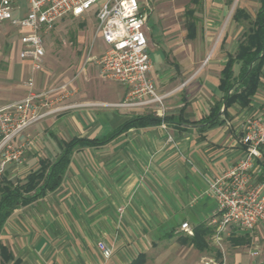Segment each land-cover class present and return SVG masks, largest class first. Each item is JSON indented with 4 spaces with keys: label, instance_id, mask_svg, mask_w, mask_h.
<instances>
[{
    "label": "crops",
    "instance_id": "1",
    "mask_svg": "<svg viewBox=\"0 0 264 264\" xmlns=\"http://www.w3.org/2000/svg\"><path fill=\"white\" fill-rule=\"evenodd\" d=\"M258 1L254 18L246 9L236 7L232 20L250 22L249 31L262 6V0ZM19 2L22 9L16 10L15 16L27 10L26 1ZM147 2L153 4V0ZM200 2L193 1L195 5ZM239 11L250 18L238 15ZM185 15L187 38L198 40L192 67L173 58L174 44L167 43L156 21L160 43L155 42L149 27L152 11L146 24L149 52L154 45L160 52L158 65L152 59L151 75L159 91L169 94L166 103L172 122L138 125L99 144L137 116L153 113L107 105L121 101L126 88L102 80L96 61L88 64L86 54L91 45L95 57L106 49L103 40L94 35L85 46L80 72L62 83L71 90L64 104L85 105L48 116L15 139V148H25L24 161L7 165L0 188L25 182L43 164H54L72 140L97 143L75 146L61 185L14 209L0 231V264H264L263 224L253 230L233 224L222 234L221 244L216 243L217 206L208 193L211 181L245 157L243 126L263 107L264 65L250 103L236 101L227 107L220 79L248 31L226 49L225 26L215 40L211 37L214 22L200 26L195 8ZM236 15L241 16L239 20ZM13 29L16 34L11 46L4 47L0 39V108L27 96L30 77L38 92L56 86L45 69L33 71L30 61L20 58V31ZM209 54L207 68L190 78V70H196ZM240 65L234 64L235 75ZM214 112H219L221 121L209 125L205 120ZM263 161L258 160L250 171L254 184L264 183ZM184 222L194 233L196 229L202 233L198 236L200 246L193 243L194 235L181 230ZM99 242L111 250L110 257L104 256ZM249 246L260 254L252 256L246 249ZM1 247L12 256L6 263H2Z\"/></svg>",
    "mask_w": 264,
    "mask_h": 264
},
{
    "label": "built area",
    "instance_id": "2",
    "mask_svg": "<svg viewBox=\"0 0 264 264\" xmlns=\"http://www.w3.org/2000/svg\"><path fill=\"white\" fill-rule=\"evenodd\" d=\"M27 10H21L19 0H0V29L9 24L20 31V58L30 61L33 71L44 69L45 36L66 17L96 21L95 37H100L106 49L99 56L89 49V60L95 59L100 76L126 88L124 98L111 107L149 111L156 117L168 116L166 100L169 94L159 91L152 77V58L146 24L151 13L147 0H25ZM27 96L0 108V178L11 162L23 163L25 148H15V139L27 129L62 110L85 104H64L71 90L67 84L38 92L33 77L26 81ZM61 103L64 105L59 106ZM241 145L245 157L209 183L208 193L216 202L217 230L215 240L221 244L222 234L235 224L245 230L264 225V183L254 184L250 171L258 160H264V104L260 112L247 119L243 126ZM181 230L194 235L188 222ZM104 256L112 252L104 242L98 243Z\"/></svg>",
    "mask_w": 264,
    "mask_h": 264
},
{
    "label": "rangeland",
    "instance_id": "3",
    "mask_svg": "<svg viewBox=\"0 0 264 264\" xmlns=\"http://www.w3.org/2000/svg\"><path fill=\"white\" fill-rule=\"evenodd\" d=\"M200 1L199 5H195L192 0H153V4L151 5L153 16L150 19L149 27L155 42L160 43L156 21L159 28L165 33L167 43L174 44L172 48L170 47L172 50L171 54H174L173 58L182 62L181 64L183 66L192 67V65H194L192 59L197 57L198 52L196 45L198 40L195 42L190 41L185 32V23L187 19L185 12L188 9L195 8L196 18H198L200 26H205L206 23H209V20L214 22L215 29L214 32L211 33V37L215 40H218L221 30L225 26V34L228 38L225 47L226 49H230L242 34L251 27L248 21H243L238 24L232 20L235 8L242 7L246 9L251 14L252 18L255 17L259 8L258 0ZM237 1L238 4L236 5ZM223 13L225 15H223ZM95 28L96 22L93 15L88 16L87 20L66 17L56 25L52 32L46 34L45 47L47 58L44 69L51 74L52 81L54 80L53 83H56V86L61 85L69 77L73 78L77 76L80 72V66L84 62L85 46L91 42L95 35ZM167 30L172 31L166 33ZM14 34H16V30L11 26H4L0 29V39L4 47L8 48L11 46ZM203 42L202 40L200 44ZM149 53L155 64L158 65L160 52L157 49V45H154ZM90 55L93 56L94 54L90 53ZM86 58H89L88 53L86 54ZM209 59L210 54L200 62L196 70L189 67L188 69H191L190 78L194 77L200 70L207 68ZM95 61L94 59H88V64ZM102 80L104 79L102 78ZM225 243L226 242L223 241V246H226L227 243ZM246 249H248L252 256H256L257 253L260 254L259 250L253 249L252 246Z\"/></svg>",
    "mask_w": 264,
    "mask_h": 264
},
{
    "label": "trees",
    "instance_id": "4",
    "mask_svg": "<svg viewBox=\"0 0 264 264\" xmlns=\"http://www.w3.org/2000/svg\"><path fill=\"white\" fill-rule=\"evenodd\" d=\"M193 1L196 4L199 3V0ZM238 15H242L246 19L250 18L246 14H243L242 11H239ZM238 15L235 16L236 20H239L241 17ZM190 26L191 28H193L194 23L192 22ZM235 63L241 64L239 73L237 75H235L233 69ZM263 65L264 0H262V6L257 13L255 21L253 22V28L248 31L244 40L240 43V47L236 56L230 58L229 62L222 72V76L220 79V88L224 92L227 107H229L236 101H240L243 105H248L250 103L251 98L257 93ZM218 113L219 112L211 113V115L205 120V122H207L209 125H216L220 123L221 117ZM224 114H226V111ZM153 117L156 116L152 114L139 115L124 124L109 137L103 139V141L99 142V144L105 143L107 140H113L132 127L138 125H154L161 123V121L153 119ZM162 121L165 123L172 122L169 116L163 118ZM79 143L91 144L97 142H91L87 139L72 140L71 142L66 144V150L54 164H43L38 171L31 173L27 177L25 182H21L16 186L12 185L11 183H7L5 184V186L0 188V231L3 224L14 211V209L22 204H28L32 202L33 200L49 191L56 190L61 185L62 178L68 166L69 155L73 148ZM200 234L202 233H200V231L196 229L192 238L193 243L197 246H200L201 244V239L198 238V236H201ZM1 251L3 259L2 263H6L12 259L11 254L5 247H1ZM15 264L19 263L16 262Z\"/></svg>",
    "mask_w": 264,
    "mask_h": 264
},
{
    "label": "water",
    "instance_id": "5",
    "mask_svg": "<svg viewBox=\"0 0 264 264\" xmlns=\"http://www.w3.org/2000/svg\"><path fill=\"white\" fill-rule=\"evenodd\" d=\"M226 109V106L224 107V110ZM153 119H156V120H158V121H161V122H163L162 121V119H160V118H157V117H153Z\"/></svg>",
    "mask_w": 264,
    "mask_h": 264
}]
</instances>
